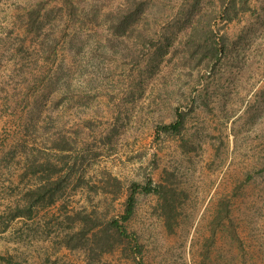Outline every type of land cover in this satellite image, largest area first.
<instances>
[{
  "label": "rangeland",
  "instance_id": "rangeland-1",
  "mask_svg": "<svg viewBox=\"0 0 264 264\" xmlns=\"http://www.w3.org/2000/svg\"><path fill=\"white\" fill-rule=\"evenodd\" d=\"M0 264H264V0H0Z\"/></svg>",
  "mask_w": 264,
  "mask_h": 264
},
{
  "label": "trees",
  "instance_id": "trees-1",
  "mask_svg": "<svg viewBox=\"0 0 264 264\" xmlns=\"http://www.w3.org/2000/svg\"><path fill=\"white\" fill-rule=\"evenodd\" d=\"M130 16L126 17L128 21H131L133 19V18L130 19ZM128 21L125 24L120 23L121 28H119L117 33H120L125 29V26H126V24H128ZM209 49L211 50L212 54L215 53V48H209ZM181 126H182V122L180 120H178L177 123L164 127V130H173L176 132V131L180 130ZM137 188L138 187H134V191H132V194L130 195V197L127 201L125 213H124V215H122L120 217L122 222L129 221L130 218L132 217L133 213H134L135 193H137V190H138ZM144 190L146 192H151L150 190H152V189L150 186H148ZM54 191H56V189H52V188H50L48 190L46 189L42 195L44 197L48 195L49 198H52L55 194ZM169 205L170 204H167L166 206H169ZM92 222L93 221H92L91 217L86 216V223H87L88 227L90 226L89 229L96 227V223L93 224ZM99 234H100L99 244L101 245L100 247H101V250H103V252L110 250L115 243H118V242L122 241V239L129 237L126 229L121 224V221L118 218L112 219V221H110L103 230L101 229V232Z\"/></svg>",
  "mask_w": 264,
  "mask_h": 264
}]
</instances>
